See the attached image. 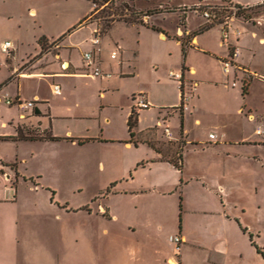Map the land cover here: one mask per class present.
<instances>
[{"label":"rangeland","instance_id":"1","mask_svg":"<svg viewBox=\"0 0 264 264\" xmlns=\"http://www.w3.org/2000/svg\"><path fill=\"white\" fill-rule=\"evenodd\" d=\"M96 1L95 5L92 0H0V40L7 39L18 47L16 62H19L36 48L39 35L63 34L88 14L90 18L86 23L92 24L84 25L66 40L67 51L71 49L70 42L91 36L93 24L100 26L104 33L108 27L106 24H111V20H133L135 15L131 13L138 12L130 0ZM166 1L168 0H137L135 6L146 7ZM170 1L177 4L192 3L195 0ZM258 1L263 3L252 5L249 16L264 17V0ZM94 8L97 10L91 13ZM31 9L35 10V16L29 13ZM174 10V6L156 8V11L160 12ZM189 10L193 11L192 8ZM164 18L165 25L170 29L175 24L177 15L167 14ZM234 25L242 31L245 30L248 39L250 31H255L260 38H264V23L255 25L235 20ZM115 31L128 37L131 35V31L126 32L121 24H117ZM147 34L152 35L150 32ZM145 41L135 78L126 80L122 92L113 96L116 107H105L103 110L104 118L110 119V122L104 124L105 130H108L106 134L122 132L123 109L128 103L133 104L128 95L130 89L137 87L143 93L151 94L155 98L160 97L159 102L165 104L175 100L176 81L167 76V72L178 66V56L171 50V56L166 57L162 47H159V41L151 46L150 43L154 41L151 36L145 37ZM253 41L256 52L253 64L264 66V45L259 44L258 38ZM43 42L46 48L49 46L47 49L56 52V49L52 48L53 45ZM71 51L73 58L78 61L80 50L73 48ZM117 53L119 54V51ZM12 55L11 50L8 57L11 58ZM249 56L250 52L244 49L242 57L248 60ZM30 61L22 64L18 71L30 65ZM243 79L248 81V75ZM258 80L260 82L253 86L249 101L256 106L258 112L264 114V80ZM86 82L89 86L94 83L92 80ZM41 85L43 88L47 87L45 83ZM10 90H14V85L10 86ZM96 96L97 94L89 95L85 100L91 106L96 102L97 106ZM74 101V97L68 98V102ZM232 102L237 106L238 97H232ZM4 107L8 105L1 99L0 116L4 114ZM151 108L148 119L155 113L154 106ZM203 115V123L200 126L194 125L192 121L189 125L192 137L200 140V143L206 142L205 129L210 128L209 121L212 119L206 113ZM256 124L262 125L264 130L263 124ZM170 129L177 134L178 128L174 123H171ZM30 137L39 138L35 132H32ZM158 142L167 157L173 156V159L177 160L182 149L181 143L163 137ZM33 150L36 148L29 144L15 148L14 143L0 140V155L7 159L14 157L16 152L31 154ZM47 151L23 166L20 174L11 165L8 169L12 170H8L7 174L0 172L3 176L0 178V216L5 214L17 220L14 226L12 219L8 227L9 235L6 231L3 232L5 229L0 221V264H117L120 254L127 256L129 252L136 251L142 243L156 250L168 251L176 258L175 244L169 241V237L179 233L178 206L182 199L186 210H190V206L198 201L203 205L205 213L187 219L186 225L192 240H199L202 246L212 251L213 260L207 263L205 260L209 256L208 250L192 252V264H264V148L254 150L257 159L237 164L235 175L229 181L222 182L227 187V192L221 204L215 196L208 193L213 180L189 179L182 188L183 195L179 186L176 191L173 188L166 191L168 184L157 186L159 174L148 168L151 159H139L128 170L126 166L130 153L120 150L114 144ZM134 153L140 156L147 153V150L137 148ZM194 153L189 152L188 158L194 157ZM198 157L212 156L206 151L198 154ZM31 172L41 174L38 177L40 180L32 179L28 175ZM187 173L189 172L186 169L183 176L185 174L187 177ZM63 206L70 211L61 212L59 207ZM101 207L120 216L124 211L153 210L155 213L151 216L154 218V240H145L141 235L136 236L128 231L119 232L114 222H105L94 213L89 215L81 210L88 208L95 212ZM104 228L108 231L107 235L103 233ZM223 241H226L234 252V256L226 262L222 261ZM158 255L156 253V256ZM135 262L130 261L129 264H138ZM155 264L163 263L156 260Z\"/></svg>","mask_w":264,"mask_h":264},{"label":"crops","instance_id":"2","mask_svg":"<svg viewBox=\"0 0 264 264\" xmlns=\"http://www.w3.org/2000/svg\"><path fill=\"white\" fill-rule=\"evenodd\" d=\"M130 1L134 4L136 11L141 13L168 6H174L175 10L174 12L158 11L143 18L146 23L154 25L160 32L138 23L128 24L123 20L112 21L109 28L102 34L100 51L96 53L99 65L103 73L106 74L104 76L92 78L86 74L84 69L82 53L93 49L90 43L91 36L85 37L83 40L70 42L71 49L78 48L80 50L78 61L73 58L71 49L67 51L68 48L65 47L66 40L70 36L74 35L84 25L92 24L91 22L86 23V20L83 21L84 24L78 22L75 28H71L70 32H67V30L64 37L57 41L56 39L62 34L59 33L54 36L39 35L36 39V48L24 58H21L19 62H16L18 47L15 44H12L13 55L11 58L0 51V101L5 96L23 102L34 101L32 109H23L14 104L4 107V114L0 116V137L10 138L3 140V142L14 143L15 148H21V146H28L29 144L39 151L33 150L31 154L16 152L17 154L11 159L0 155V172L7 174L12 170L8 169V166L15 163V169L20 174L23 166L47 150L53 151L57 148H60V150L65 148L81 149L87 148V146L99 147L105 144H114L120 150L130 153L129 163L126 166L128 170L139 159H151L152 162L148 165V168L159 174L156 182L157 186L168 184L166 191H170L172 188L176 191V187L179 186L183 195L182 188L189 179L202 181L209 178L213 180L214 183L208 193L213 197L215 196L221 204L222 198L227 192V187L222 182L224 180L229 181L235 175L237 164L256 160L257 156L253 153L254 150L264 148V130L262 125L256 124L260 122L264 125V114L258 112L256 106L249 101L253 86L256 82H260L259 78L264 80V66L253 64L256 53L253 40L258 38L259 44L264 45V38H260L255 31H250V39H248L245 30L242 31L240 27L234 25L235 20L232 21V28L239 30L240 35L235 37L233 32L230 31L229 42L237 48V56L232 61V65L227 67L228 71L225 72L223 62L229 60V48L222 41L221 27L216 24L207 26L198 13L188 9L196 2H204L205 0L177 4L168 0L162 4L158 2L146 7H136L135 2L137 0ZM229 1L251 6L261 3L258 0H252L251 2L248 0L245 2L239 0ZM29 13L32 16L36 14L34 9L29 10ZM167 14L177 15V20L170 29L164 23V17ZM85 17L88 20L90 14ZM117 24H121L126 32L131 31L130 37L116 32ZM94 27L93 24L92 29ZM147 32L152 35H148ZM41 36L45 37L48 45H53L52 48L56 49V52L47 49L48 46L45 52L39 54L41 47L38 39ZM150 36L154 40L153 43H150L151 46L159 41V47H162L166 57H170L171 50H174L179 58L178 66L169 69L167 76H169V71L179 72L184 67V82L188 85L194 83L195 89L187 103L186 110L180 108L181 93L177 82H175L177 91L175 100L169 104L159 102L161 101L160 97L155 98L151 94L145 93L151 106H154L155 113L154 116L148 119L147 115L152 110L151 106L136 111L138 118L134 128V140L138 141V146H136L130 141L127 126L128 116L133 109L132 103H128L126 108L123 109L124 125L120 134H106L108 130H105L104 124L110 122V119L104 118L102 113L105 107H116L113 96L122 92L123 83L126 80L135 78L138 61L143 53L142 47L146 43L145 37ZM6 40H0V44ZM182 41H184L183 45ZM182 49H185V53ZM244 49L250 52L248 60L242 57ZM117 51H119V54ZM112 52L116 53L115 58H110ZM28 61H30V65L18 71L19 67ZM245 75H248L249 80L247 92L242 94ZM86 80H92L93 85L89 86ZM42 83H45L47 87L43 88ZM11 85H14L13 91L10 90ZM24 85L26 89H24ZM53 85L60 87L59 94L53 92ZM140 92L141 90L135 87L128 90V95L132 100ZM95 94H97L96 98L98 99L97 106L96 102L91 106L85 98ZM235 96L239 99L237 106L232 102V97ZM72 97L75 101L68 102V98ZM205 113L212 117L209 121L211 126L205 129L207 130L206 142L200 143V140L192 137V130L189 125L192 121L194 125L200 126L203 123V114ZM171 123H174L178 128L177 134L170 129ZM165 126L169 127L171 139L164 134ZM18 129L21 130L24 137L35 132L39 138L12 140V137L17 136ZM209 134H214L215 137L211 139ZM46 135L59 138V140L47 139L45 138ZM147 135H150L156 141L162 140L163 137L181 143V171L176 169L170 162L163 160L161 155L146 143L139 142L140 137ZM137 148H146L147 153L139 156L134 153ZM206 151L210 152L211 158L198 157V154ZM189 152L196 153L193 154L194 157L188 158ZM186 169L189 172L187 177L185 174L183 176ZM178 173L181 177L178 176ZM28 175L37 181L41 174L31 172ZM0 178H3L1 174ZM203 187L204 183L201 190ZM181 204V227L178 234L181 235L183 243L179 255V264H192V258H190L192 252L203 249L208 250L209 248L202 246L199 240H192L187 230L186 220L193 218L194 215L203 214L205 211L200 201L193 203L190 210H186L183 199ZM59 210L65 213L70 211L64 206L59 207ZM81 210L89 215L94 213L105 222H114L117 225L115 226L119 228V232L128 231L130 234L141 235L143 239L150 241L155 238L154 230H152L154 219L152 216L155 212L151 209L147 211L140 209L136 212L124 211L121 214L122 216L103 207L95 212L88 208ZM12 219V224L15 226L17 221L15 218L5 214L2 217L0 216V221L5 229L3 232L6 231L5 233L8 235V227L11 225ZM103 233L107 235L108 231L104 228ZM221 249L223 262L234 256L233 250L229 248L226 241H223ZM133 252H129L127 256L123 253L120 254L117 264H129L130 261H136L135 263L138 264H155L156 260L167 264V261L173 258L170 252L156 250L144 243ZM208 252L209 256L205 260L206 263L213 260L212 251L208 250ZM156 253L159 255L156 256ZM128 256L130 258H127ZM237 258H240V256H237Z\"/></svg>","mask_w":264,"mask_h":264},{"label":"built area","instance_id":"3","mask_svg":"<svg viewBox=\"0 0 264 264\" xmlns=\"http://www.w3.org/2000/svg\"><path fill=\"white\" fill-rule=\"evenodd\" d=\"M206 1L207 0H205L204 2L198 1L195 4L189 6L188 9L192 8L194 12L198 13L204 19L206 24H213V25L216 24L221 27L223 43L233 48L232 54H229V60L227 62H223L224 71L227 72L228 71L227 67H230L232 65V61L237 56V48L234 45L232 46L231 43L229 42L230 31L233 32L235 37H238L240 35L239 30L232 28L231 25L232 21L240 20L244 23L260 25L261 23H264V17H259V18H255L252 16L246 17L245 14L249 15L251 5L236 4L229 0H216L215 3H210ZM102 34L103 32L101 30V27L96 25L92 29L91 37H90V43L92 44L93 49L89 51H84L82 53V58L84 61V69L86 71V74L92 78H98L106 75L105 73H103L101 66L99 65V61L96 58V53L100 51ZM12 49H13V45L9 40L3 41L0 44V51L6 56L9 55ZM115 56H116L115 52H112L110 54V58H115ZM168 75L171 79L175 80L178 83L181 93L180 108L182 110H186L187 103L194 92L195 84L191 83L188 85L184 82L183 70L179 72L169 71ZM52 87L54 93L56 94L60 93V87L58 85H53ZM4 100L7 105L14 104L23 109L26 108L32 109L34 107V101L23 102L17 99L7 98L6 96L4 97ZM132 100H133V109L135 111L147 109L150 107V103L145 93L140 92L136 94L132 98ZM164 134L169 139H171V132L168 126L164 127ZM214 137H215L214 134H209V138L213 139ZM169 241L175 244L176 258H171L167 262L168 264H172L171 261L174 262V264H179L180 262L179 255H180L181 245L183 243L182 237L180 234L170 236Z\"/></svg>","mask_w":264,"mask_h":264},{"label":"trees","instance_id":"4","mask_svg":"<svg viewBox=\"0 0 264 264\" xmlns=\"http://www.w3.org/2000/svg\"><path fill=\"white\" fill-rule=\"evenodd\" d=\"M92 3H94L95 5L97 4V1L96 0H92ZM105 3V2H104ZM97 9L94 8L91 13H93L94 11H96ZM155 12H158L156 11V9H153V10H148L147 12H144V13H141V12H132L131 14L135 15L134 16V19L133 20H128V19H124L123 21L127 22L128 24H134V23H138V24H142V25H146L148 27H150L152 30H155V31H158L160 32V30L155 27L154 25L152 24H148L146 22H143V18L145 16H148L150 14H153ZM139 15H140V18H139ZM246 17H248L249 15L248 14H245ZM87 20V17H85L82 21L79 22V24H81L83 21ZM113 21V20H111ZM108 27L107 29L109 28L110 24L107 23L106 24ZM213 24H207V26H211ZM75 28V27H73ZM106 29V30H107ZM71 30L69 29L67 32H70ZM66 33H63L61 36H59L57 40H60L62 37H64ZM43 41H46L45 40V37L44 36H41L39 39H38V43L41 47V51L39 54L43 53L46 51V45ZM184 44V41H182V45ZM229 48V54H232V50L233 48L231 46H228ZM183 50V53H185V49H182ZM184 69V67H182V70ZM247 84H248V81H246V79L243 80V84H242V94H246L247 92ZM34 112H35V109H34ZM137 112L132 109L129 116H128V119H127V126H128V132H129V135H130V141H132L134 143V145H137V140H134V136H135V133H134V128L136 127V124H137ZM23 138H31L30 136H27V137H24L23 134L21 133V130L18 129V134L17 136L15 137H12L11 139L12 140H17V139H23ZM45 138L47 139H55V140H59V138H56V137H51L50 135H47ZM10 138L8 137H0V140H8ZM139 142H142V143H146L148 146H150L151 148H153L156 152H158L160 155H161V158L163 160H166L168 162H170L176 169H178L179 171H181V167H182V162H181V153L178 154V157H177V160H174L173 159V156L171 157H167V155H165L164 151L160 148V146H158L159 142L154 140L153 138L150 137V135H147V136H144V137H140L139 138ZM81 142V141H79ZM12 167H16L15 163L14 164H11ZM181 199V198H180ZM181 225V202L179 203V229H180V226Z\"/></svg>","mask_w":264,"mask_h":264},{"label":"bare ground","instance_id":"5","mask_svg":"<svg viewBox=\"0 0 264 264\" xmlns=\"http://www.w3.org/2000/svg\"><path fill=\"white\" fill-rule=\"evenodd\" d=\"M172 264H174V262L171 261Z\"/></svg>","mask_w":264,"mask_h":264}]
</instances>
